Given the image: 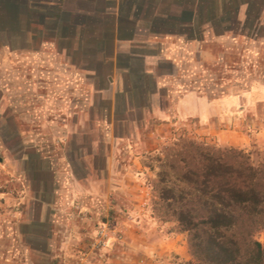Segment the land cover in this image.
Instances as JSON below:
<instances>
[{"label": "rangeland", "instance_id": "374dc122", "mask_svg": "<svg viewBox=\"0 0 264 264\" xmlns=\"http://www.w3.org/2000/svg\"><path fill=\"white\" fill-rule=\"evenodd\" d=\"M59 13L58 9L52 11L53 16ZM44 35L34 43L38 51L42 48ZM58 47L61 49V44ZM224 47L230 53L245 50L240 69L248 71L258 61L262 63L260 72L264 70V38L256 42L245 39L219 41L204 47L208 53L204 57L207 67L203 68L194 56L182 57L181 68L186 74L177 75L172 85L178 91L194 90L199 94L195 90L206 83L203 69L215 68L216 51ZM57 49L47 54L48 57L44 51L22 55L0 48V264L193 262L187 233L181 232L176 223L166 222L156 204V171L150 167H157L158 163L152 161L151 156L158 154L178 133L186 132L190 137L206 140L223 149L242 150L258 163L264 157V77L260 78L255 72L246 89L238 93L215 99L205 95L213 101L207 109L211 118L177 120L158 133L154 150L147 152L148 148L144 146L133 164L137 168H127L121 173L120 177L125 175L126 178L113 193L111 208L97 212L93 204L79 200L55 213L49 209L39 219L40 203L35 200L38 183L30 181L32 177L21 160L22 154L32 150L30 141L41 140L51 148L52 154L61 158L68 143V138L62 134L61 115L69 107L73 108L75 99L87 93L83 88V93L79 94L76 86H71L70 90L64 88L63 84L77 85L82 81L77 69H63L71 59L68 61L60 56ZM163 103L167 104L165 100ZM91 130L90 122L85 127V137L77 141L91 145L96 138ZM20 135L28 143L27 148L19 140ZM10 146L13 149L8 148ZM44 196L42 194V198ZM104 226H107L108 234L103 238L106 245L94 247V243L102 238ZM128 228L144 234L152 243L164 237H180L179 242L185 246L188 257L172 254L145 259L140 253L130 251ZM133 237L140 240L136 235ZM257 237L264 243V232Z\"/></svg>", "mask_w": 264, "mask_h": 264}, {"label": "crops", "instance_id": "0c3cea01", "mask_svg": "<svg viewBox=\"0 0 264 264\" xmlns=\"http://www.w3.org/2000/svg\"><path fill=\"white\" fill-rule=\"evenodd\" d=\"M51 1L59 5L38 4L36 12L44 17L43 9L46 15L58 9L63 12L61 18L46 17L45 28L35 24L33 33L21 32L13 50L0 47L22 55L42 51L47 55L58 48L60 56L71 59L63 69H77L82 81L63 84L64 88L76 86L79 94L87 89L82 98L75 99L73 108L61 115L62 134L68 138L64 155L58 158L41 140L30 141L32 150L22 154L30 181L38 183L35 200L40 203L39 219L49 209L55 213L79 200L93 204L97 212L111 208L113 193L126 178L120 177L121 173L137 168L133 164L144 146L147 152L154 150L158 133L177 120L212 117L207 111L213 101L194 90L178 91L172 85L177 75L186 74L181 68L182 57L194 56L199 62L200 56L208 54L205 45L237 41L232 36L216 38L208 29L205 42L188 39L181 27L180 31L167 32V13L176 12L175 0ZM246 9L243 6L242 20ZM40 35L42 48L38 51L34 43ZM222 49L229 52L226 47ZM90 122L96 138L85 145L77 140L85 137ZM19 140L27 148L22 135ZM128 233L130 251L145 259L172 254L188 257L180 237H164L152 243L131 228Z\"/></svg>", "mask_w": 264, "mask_h": 264}, {"label": "trees", "instance_id": "16d2710c", "mask_svg": "<svg viewBox=\"0 0 264 264\" xmlns=\"http://www.w3.org/2000/svg\"><path fill=\"white\" fill-rule=\"evenodd\" d=\"M38 4L59 5L51 0H0V47L13 50L21 32L33 33L35 24L45 28L46 17H62V11L53 16L45 9L43 17L36 12ZM175 4L176 12L167 13L169 33L181 27L184 36L199 42L206 41L207 29L216 38L232 36L248 42L264 38V0H175ZM243 6L247 9L242 20ZM243 51H216L215 68L203 69L206 83L195 91L214 99L246 89L255 72L264 77L258 61L248 71L240 69ZM199 62L207 67L203 55ZM151 159L158 163L150 167L156 171V204L166 222L176 223L188 235L194 260L187 264H264V243L257 237L264 232V157L254 163L242 150L223 149L180 132Z\"/></svg>", "mask_w": 264, "mask_h": 264}, {"label": "built area", "instance_id": "2783aa9c", "mask_svg": "<svg viewBox=\"0 0 264 264\" xmlns=\"http://www.w3.org/2000/svg\"><path fill=\"white\" fill-rule=\"evenodd\" d=\"M101 237L99 240H97L95 243H94V247H101V246H105L106 245V242L103 241V238L108 235L107 234V226H104L102 229H101Z\"/></svg>", "mask_w": 264, "mask_h": 264}]
</instances>
